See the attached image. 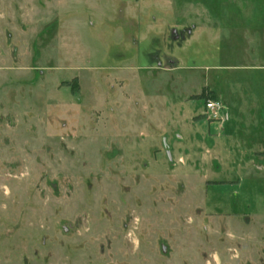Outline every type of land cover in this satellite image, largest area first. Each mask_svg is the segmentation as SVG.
<instances>
[{
  "label": "rangeland",
  "instance_id": "1",
  "mask_svg": "<svg viewBox=\"0 0 264 264\" xmlns=\"http://www.w3.org/2000/svg\"><path fill=\"white\" fill-rule=\"evenodd\" d=\"M205 5L0 0V264H264V70Z\"/></svg>",
  "mask_w": 264,
  "mask_h": 264
},
{
  "label": "crops",
  "instance_id": "2",
  "mask_svg": "<svg viewBox=\"0 0 264 264\" xmlns=\"http://www.w3.org/2000/svg\"><path fill=\"white\" fill-rule=\"evenodd\" d=\"M238 1L242 2V6H239V8L237 6ZM252 1L253 0H213L214 7L211 10L215 9V11H218L217 13L219 15H217V17L211 15V18L209 17L210 9L206 7V5L205 7L202 6L200 9L201 15L206 13L208 19H206L207 22H205L204 17H201V22H199L196 27V35L206 37L205 34L207 33V39L212 43V47L214 43L218 46L217 52L219 56L222 55L228 57L230 61L228 67L225 68L221 66L219 70L226 69L234 72L239 70H264V64L262 63L264 62V53L262 58L259 57L261 56L260 54H262L260 53L262 46H264V24L263 26L255 25L251 21V18L246 19L245 15V13L248 14L247 12H249H246L248 5L249 7L253 5ZM239 9L243 10L242 13L244 15L240 20L236 17V14L232 12L233 10L236 11ZM209 19L211 22L208 21ZM257 48L260 53L258 54L259 56L254 53ZM212 53L214 54V51H212ZM232 57L235 59L232 60ZM235 74L237 75L239 73ZM248 76L249 75H247V77ZM218 84L219 83H216L215 85L217 86ZM215 85H211L210 89L221 98L224 103L223 106L230 115L233 111L243 109L236 103L238 99L236 98V95H234L236 93L235 89H231L232 91L230 92L231 95L229 96V100L227 99L224 101L222 95L215 89ZM232 85L235 86V84ZM231 122L232 120L225 122L222 124V127L230 126ZM226 123L229 124L225 125Z\"/></svg>",
  "mask_w": 264,
  "mask_h": 264
},
{
  "label": "built area",
  "instance_id": "3",
  "mask_svg": "<svg viewBox=\"0 0 264 264\" xmlns=\"http://www.w3.org/2000/svg\"><path fill=\"white\" fill-rule=\"evenodd\" d=\"M222 108V103L216 99H207L204 101V111L210 118H219Z\"/></svg>",
  "mask_w": 264,
  "mask_h": 264
}]
</instances>
